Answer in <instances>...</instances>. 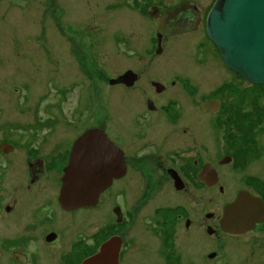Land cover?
I'll use <instances>...</instances> for the list:
<instances>
[{"label":"flooded vegetation","instance_id":"flooded-vegetation-1","mask_svg":"<svg viewBox=\"0 0 264 264\" xmlns=\"http://www.w3.org/2000/svg\"><path fill=\"white\" fill-rule=\"evenodd\" d=\"M56 1L24 0L25 8H30L31 2L43 5L40 11L37 6L33 7L32 21L38 18L42 25L40 34L35 33L28 42L0 41V47L16 49L18 54L20 48L63 45L60 34L52 37V31L56 33L54 29L61 30ZM131 1L137 8L140 1H145V15L156 22L147 43V52L153 51V54L139 58L144 71L141 67H127L101 76L107 89L104 126H90L69 142H59L57 148L46 154L40 152V147L31 146L33 142L17 143L7 137L0 138L3 156L14 155L20 145H29L22 158L23 168L12 159L8 184L0 188V201L7 199L0 216V264H82L102 247L106 249V264H206L207 260L221 264L227 254L206 252L205 236L254 242L249 247L250 261L256 254V246H260L256 241H264V195L246 186L229 195L228 183L234 175L227 174L238 167L236 156L223 149L217 150L214 159H207V148L212 144L207 142L209 126L205 117L214 116L216 121L209 129L222 131L223 135L234 127L226 121L234 117L232 108L231 115L226 113L224 96L219 92L195 96L193 110L187 105L186 96L194 95L189 87L196 81L192 78H196L186 72L188 65L183 67V63L171 62L149 71L168 41L202 32L203 41L198 43L205 45L208 40L214 45L206 30L207 14L214 0L207 4L198 0ZM2 2L7 3L0 9V18L4 21L14 2ZM178 7L181 9L168 20L173 25H166V21L162 26V18ZM53 12L58 20L55 19L54 29L52 25L45 26L44 21ZM36 28L29 27L25 33H33ZM47 30L49 44L44 41ZM1 67L6 72L9 66L5 63ZM2 75L5 81L13 76L4 72ZM206 99L217 100L218 106L212 104L204 109L202 102ZM190 110L196 113L194 120H188ZM58 113L52 119L59 120ZM52 119L38 123L49 126ZM90 129H99L104 136L88 138L89 144L80 146V137ZM70 165L79 174H97L105 179L102 190L91 201L74 205L62 202L63 178ZM91 186L94 191V179ZM208 188L218 192L220 208L216 212L205 210ZM127 192L134 193L132 199ZM242 193L247 195L242 196L241 211L245 207L253 210L248 216L232 206ZM168 194L194 202L190 207L178 202L168 205L174 201ZM251 198L256 199L257 202L252 201L257 205ZM100 207L105 210L101 221L87 222L88 219L81 218L80 212L86 211L88 216ZM191 207L195 208L193 214ZM57 218L64 227L47 226L53 225ZM207 218L216 220L215 224H206ZM240 250L234 248L230 255L234 264L241 263ZM258 264H264V260Z\"/></svg>","mask_w":264,"mask_h":264},{"label":"rangeland","instance_id":"rangeland-1","mask_svg":"<svg viewBox=\"0 0 264 264\" xmlns=\"http://www.w3.org/2000/svg\"><path fill=\"white\" fill-rule=\"evenodd\" d=\"M4 2L0 4V9L7 6ZM13 2L5 20L0 18V32H3L0 33V41H31L35 33L40 34L42 26L38 18L34 23L32 21L33 7L37 6L40 11L43 5L31 2V7L25 8L24 0ZM198 2L207 4L209 0ZM143 5L145 1H140L137 8L132 5L131 0H57L55 9L60 12L61 30L54 29L58 21L55 12L48 14L44 21L45 26L52 25L56 30V33L52 31V37L54 34L62 36L63 45L55 48L47 45L43 49L20 48L18 54L16 49L0 47V95H4L0 96V138L7 137L17 143L25 140L33 142L31 146L40 147V152L46 154L52 148H57L59 142H69V139L90 126H104L107 89L101 76L104 73L114 74L127 67H141V71H144V64H141L139 58L153 54V51L147 52V43L151 32L156 29V22L147 18V6ZM13 23L20 26L15 27ZM29 27L37 28L27 36L25 31ZM202 39L203 33L196 32L168 41L163 52L150 65L149 71L171 62L183 63V67L188 65L189 70L186 72L196 78H192L196 81H192L189 87L194 95L186 96L187 105L193 110L195 96L218 92L224 96L226 113L231 115L232 108L234 117L226 121L231 122L234 127L228 128L223 135L222 131L209 129L213 126L211 123L216 121L215 117H205L209 126L207 142L212 144L208 145L207 159H214L217 150L223 149L236 156L238 167L227 174L234 175L228 183L229 195L242 186L264 195V85L251 84L239 74L235 75L221 60L215 45L208 40L205 45L198 43ZM49 40L47 30L44 41L49 44ZM108 62L111 64L106 65ZM5 63L9 66L6 72L1 67ZM3 72L10 76L13 74L12 79L5 81L2 78ZM55 112H59V120L52 119ZM43 117L46 118L42 119ZM195 117L196 113L190 110L188 120H194ZM50 119L52 121L49 126H40L38 123ZM28 146L20 145L14 155L0 154V188L8 184V169L12 159H15L14 164L23 168L22 158ZM51 184L53 185V180ZM127 194L131 199L134 196V193ZM168 195L174 199L168 205L178 202L190 207L194 202ZM205 197V210L216 212L220 208L216 189L208 188ZM5 201L6 198L0 201V216L3 214L2 206ZM100 208L90 211L88 216L85 215L86 211L80 212L81 218L88 219L87 222L101 221L105 210ZM193 211L195 212V208L191 207L192 214ZM200 216L203 219V215ZM215 222L212 218L206 219V224L213 226ZM47 226L54 229L64 227L59 218L53 225ZM130 232L133 233V229ZM204 239L206 252L213 250L227 254L221 264H234L230 256L234 248L241 249L240 264H258V261L264 260L262 239L256 241L260 246H256V254L251 261L249 247L251 243L255 245L252 241L232 238L219 240L215 235H207ZM199 249L198 246L197 255L200 254ZM206 264L217 263L207 260Z\"/></svg>","mask_w":264,"mask_h":264},{"label":"water","instance_id":"water-1","mask_svg":"<svg viewBox=\"0 0 264 264\" xmlns=\"http://www.w3.org/2000/svg\"><path fill=\"white\" fill-rule=\"evenodd\" d=\"M180 9L181 7H178L177 10L165 15L162 18V26L166 21V25H173L168 20ZM206 30L229 69L251 84L264 85V0H214L207 14ZM217 102L206 99L202 102V107L208 109L212 104L215 107L218 106ZM102 136L104 135L99 129H90L80 137V146L86 147L89 144L88 138ZM85 170H88V167H85ZM63 179L62 202L68 205L91 201L102 190L105 182V179L98 177L97 174H79L73 169V165L67 167ZM92 179L95 181L94 191L91 186ZM244 194L242 193L232 206L238 207L237 211L248 216L253 210H247L245 207L241 211L243 205L240 206ZM252 200L256 201L251 198V202ZM106 259V249L102 247L82 264H106Z\"/></svg>","mask_w":264,"mask_h":264}]
</instances>
